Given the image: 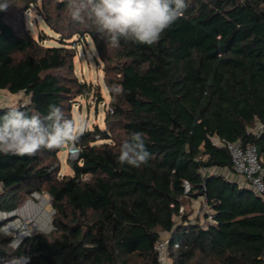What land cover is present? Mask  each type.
Listing matches in <instances>:
<instances>
[{
    "label": "trees",
    "instance_id": "16d2710c",
    "mask_svg": "<svg viewBox=\"0 0 264 264\" xmlns=\"http://www.w3.org/2000/svg\"><path fill=\"white\" fill-rule=\"evenodd\" d=\"M38 1L12 0L0 11V91L26 97L0 104V116L9 106L44 116L52 104L73 116V100L93 86L75 74L68 40L87 35L105 63L112 109L105 128L80 136L79 157L67 161L74 173L61 179L63 149L0 153V210L44 189L55 210L54 229L17 248L0 232V264L23 254L27 264H161L157 244L167 233L171 264H264V196L229 176L226 145L252 143L264 164V0H186L157 43L122 39L119 47L87 18L72 20L66 0H41L40 14L60 35L59 45L43 44L24 22ZM133 132L151 154L139 168L118 162ZM197 199L213 222L181 212Z\"/></svg>",
    "mask_w": 264,
    "mask_h": 264
},
{
    "label": "clouds",
    "instance_id": "9594fccd",
    "mask_svg": "<svg viewBox=\"0 0 264 264\" xmlns=\"http://www.w3.org/2000/svg\"><path fill=\"white\" fill-rule=\"evenodd\" d=\"M66 5L72 20L83 22L87 18L112 47H119L122 39L154 45L188 8L186 0H66ZM11 6L12 0H0V11H7ZM86 129L85 118L79 114L68 116L54 104L49 105L44 116L29 115L9 106L0 116V153L25 156L34 155L42 148L75 147ZM150 158L140 132L131 133L120 145L118 162L121 165L139 168Z\"/></svg>",
    "mask_w": 264,
    "mask_h": 264
},
{
    "label": "rangeland",
    "instance_id": "374dc122",
    "mask_svg": "<svg viewBox=\"0 0 264 264\" xmlns=\"http://www.w3.org/2000/svg\"><path fill=\"white\" fill-rule=\"evenodd\" d=\"M40 4L41 0L38 1V5L34 4L30 9L24 12L25 27L35 38H44L43 44L48 46L59 45L60 35L46 23L43 15L40 14ZM68 41L72 44L69 46L75 47L76 49V55L74 57L75 74L81 81H85L93 86V90L89 96H77L73 100V116L79 114L86 119V130L94 129L95 126L105 128L107 126L105 121L106 117L108 112L112 109L111 96L104 81L105 63L101 60L95 44L89 35L82 39L79 36H75ZM0 94V104L7 102L11 105H16L26 98L22 93L11 94L8 91H1ZM100 142H102V140H100ZM58 155L62 162V170L59 173V178L61 179L63 175L66 174H73V169L67 163L69 158L67 149L61 150ZM40 194L41 197H51L46 189L41 191ZM46 207L49 212H54L52 203H49ZM183 209L189 212V217L192 221L198 219L202 224H205L206 218L204 216L207 209L204 207L201 199L193 201L186 200ZM53 214L51 219L52 223L49 224L48 227H45L46 231L44 230L47 233H50L54 229ZM169 236L170 234L168 233L164 234L165 239L169 238ZM170 262L171 260L169 263Z\"/></svg>",
    "mask_w": 264,
    "mask_h": 264
},
{
    "label": "built area",
    "instance_id": "2783aa9c",
    "mask_svg": "<svg viewBox=\"0 0 264 264\" xmlns=\"http://www.w3.org/2000/svg\"><path fill=\"white\" fill-rule=\"evenodd\" d=\"M226 145L232 158L233 171L243 178L246 186L264 196V164L260 161L256 145L252 143L242 145L240 142H227ZM66 148L70 158L79 157L81 153L79 145L67 146ZM226 173H229L228 170ZM185 189L186 191L190 189V184L187 181L185 182ZM38 195L41 194L35 191L14 209L0 210V232L12 236L10 244L14 248L19 247L35 231H44L45 227L52 223V214L55 210L51 213L46 207L52 203V197H38ZM182 211H184L183 207L181 208ZM206 211L211 213L209 209ZM208 221H214L213 214H209L205 224ZM167 242L166 239L157 244L161 264L171 263H169L170 258L166 252ZM29 259V254H23L5 260L4 264H27Z\"/></svg>",
    "mask_w": 264,
    "mask_h": 264
},
{
    "label": "crops",
    "instance_id": "0c3cea01",
    "mask_svg": "<svg viewBox=\"0 0 264 264\" xmlns=\"http://www.w3.org/2000/svg\"><path fill=\"white\" fill-rule=\"evenodd\" d=\"M1 104L8 105L9 103H7V102H3V103H1ZM9 105H10V104H9ZM229 176H230L231 178H233V179L238 180L241 184H244V185H245V182H244L243 178H242L241 176L237 175L235 172H231Z\"/></svg>",
    "mask_w": 264,
    "mask_h": 264
},
{
    "label": "bare ground",
    "instance_id": "6f19581e",
    "mask_svg": "<svg viewBox=\"0 0 264 264\" xmlns=\"http://www.w3.org/2000/svg\"><path fill=\"white\" fill-rule=\"evenodd\" d=\"M38 197H41V195H38ZM42 197H44V196H42Z\"/></svg>",
    "mask_w": 264,
    "mask_h": 264
},
{
    "label": "water",
    "instance_id": "95a60500",
    "mask_svg": "<svg viewBox=\"0 0 264 264\" xmlns=\"http://www.w3.org/2000/svg\"><path fill=\"white\" fill-rule=\"evenodd\" d=\"M65 149H67L66 147L65 148H63V150H65Z\"/></svg>",
    "mask_w": 264,
    "mask_h": 264
}]
</instances>
